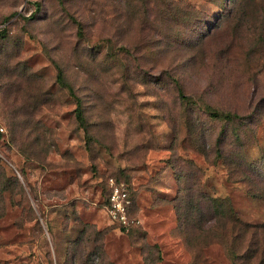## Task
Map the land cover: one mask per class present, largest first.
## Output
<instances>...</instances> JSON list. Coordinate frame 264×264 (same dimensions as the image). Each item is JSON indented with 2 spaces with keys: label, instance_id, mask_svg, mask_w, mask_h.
I'll return each instance as SVG.
<instances>
[{
  "label": "rangeland",
  "instance_id": "1",
  "mask_svg": "<svg viewBox=\"0 0 264 264\" xmlns=\"http://www.w3.org/2000/svg\"><path fill=\"white\" fill-rule=\"evenodd\" d=\"M3 30L0 264L264 261V0H0Z\"/></svg>",
  "mask_w": 264,
  "mask_h": 264
},
{
  "label": "trees",
  "instance_id": "2",
  "mask_svg": "<svg viewBox=\"0 0 264 264\" xmlns=\"http://www.w3.org/2000/svg\"><path fill=\"white\" fill-rule=\"evenodd\" d=\"M221 2H222V0H221ZM11 18L12 17H10V18L8 17L6 19V21H10ZM6 36H7L6 31L3 30V31L0 32V39L5 38ZM61 76H62V74L60 73V75L58 76V82L62 85L63 82H62ZM68 90L71 93V96L72 97L74 96L77 99V103H78V106L75 109V119H76L77 123H79L81 128L85 130L86 123H85L83 112H82V108H81V106H82L81 100L78 97H76L74 92H72V90H70L69 87H68ZM7 106L10 107V110H9V113H8L9 114L10 123L15 128L14 129L15 132L16 131L18 132V129L21 127V123H22L21 111L15 109L14 105H10V103L7 104ZM205 109H206L207 112H210V116L212 118H215V119H221L223 121L232 122L233 119L238 118V116L236 114H232L230 112H227V114H222L220 112H215L209 106L205 107ZM110 178H112V177H110ZM108 179H107V181H108ZM108 195H109V191H108L107 196ZM107 196L105 198L104 208H106V205H107ZM212 201L216 203L215 204L216 206L214 207V211L216 212V216H219V217H222V216L224 217L225 216V217H227V219H228L227 222H229V225H231V229L232 230H236L237 228H239L240 230L246 232V231H248L249 228H251L250 224L242 222L240 217L235 212H233V210H231L230 208L229 209L226 208L228 210H224V211L221 210V212H219L217 210V208L222 207V205H217V203L225 202L223 199L212 198ZM131 209H132V206L130 207L129 214L133 216V214H131ZM139 227L140 226H137V227H134V228H130L129 231L134 232L137 229H139ZM234 237H237V235L235 234ZM252 257L253 256L248 255L247 250L244 251V252H240L236 248H233L231 250V258L230 259H231L233 264H240V263L250 264L249 259L252 258ZM258 259H259V257L256 258V260H255V262L257 264H264V261L257 262ZM263 260H264V258H263Z\"/></svg>",
  "mask_w": 264,
  "mask_h": 264
},
{
  "label": "built area",
  "instance_id": "3",
  "mask_svg": "<svg viewBox=\"0 0 264 264\" xmlns=\"http://www.w3.org/2000/svg\"><path fill=\"white\" fill-rule=\"evenodd\" d=\"M6 132L5 126L0 123V133L6 134ZM107 183L109 195L107 196L105 210L109 214L111 221L118 224V228L124 231L137 227L141 223V220L139 218H132L129 214L131 199L127 185L113 178L108 179Z\"/></svg>",
  "mask_w": 264,
  "mask_h": 264
}]
</instances>
